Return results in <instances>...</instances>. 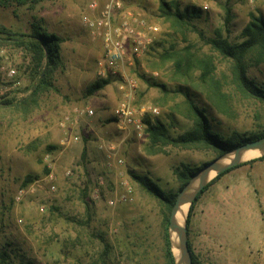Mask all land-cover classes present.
Segmentation results:
<instances>
[{"label": "rangeland", "instance_id": "obj_1", "mask_svg": "<svg viewBox=\"0 0 264 264\" xmlns=\"http://www.w3.org/2000/svg\"><path fill=\"white\" fill-rule=\"evenodd\" d=\"M5 1L0 0V25L15 34L29 33L34 22L50 32L56 11L79 37L60 32L68 41L66 51L77 53L62 57L51 76L53 86L38 95H32L31 56L0 42V253L9 255L5 264H169L167 207L141 188L131 171L148 174L171 195L180 187L177 167L198 166L218 156L173 146L150 154L145 120L161 121L171 136L189 130L192 121L181 113L189 93L205 109L214 132L254 135L264 131V103L232 95L225 115L204 94L175 80L165 53L189 44L207 53L209 46L194 30H175L165 22L161 0H132L124 10L143 22L141 30L153 25L158 31L151 50L139 59L131 56L129 68L138 82L134 106L141 112L143 132L123 130L114 118L119 99L114 81L106 79L110 81L102 89L89 92L93 83L105 80L98 76L103 44L84 29L81 16L91 1L105 0ZM165 1L187 11L206 39L222 36L238 42L252 14L264 17V0ZM123 11H116V19ZM217 65L223 77L226 65L219 60ZM9 66L17 70L13 80L5 73ZM68 72L77 75L75 92L68 88ZM247 74L264 88V63H249ZM16 81L20 84L14 86ZM149 107L160 113L152 114ZM240 170H245L244 179L235 174ZM229 173L194 208L189 240L197 264H264V159ZM27 175L34 180L25 184Z\"/></svg>", "mask_w": 264, "mask_h": 264}, {"label": "trees", "instance_id": "obj_2", "mask_svg": "<svg viewBox=\"0 0 264 264\" xmlns=\"http://www.w3.org/2000/svg\"><path fill=\"white\" fill-rule=\"evenodd\" d=\"M5 1V0H4ZM24 4L26 0H17ZM7 2V1H5ZM160 15L165 22L179 31L194 30L199 34L201 40L209 46V52H202L196 45H187L181 49L173 48L165 53L164 58L173 63L172 76L175 80L186 83L190 88L201 92L207 100L222 114L228 115L232 95L239 100H250L264 103V88L250 78L247 74L248 64L259 65L264 63V17L251 15L250 21L241 31V40L231 42L226 37L218 36L213 39H206L199 29L192 23L187 11H182L179 5H173L161 0ZM230 9H226L225 26L228 27L231 16ZM63 39L55 33L48 32L41 23L34 22L29 33L15 34L11 29L0 25V42L11 43L31 56L30 74L33 81L32 95H38L44 88L53 86L51 76L62 65L61 44ZM153 47V46H152ZM217 54V55H215ZM217 60L226 65L227 72H222L223 77L218 76ZM110 80L96 81L89 88L90 93L102 89ZM226 83L229 85H226ZM230 87L231 91L229 92ZM186 106L181 108L183 116L192 121V127L176 136H171L164 123L159 120L146 119V132L149 140L147 151L150 154L165 152L166 146H173L181 149L210 150L215 156H219L233 148L258 139L264 136V131L247 135L237 131L230 135H222L214 132L211 128L209 116L204 108L190 98L186 93ZM10 104V102H4ZM85 152H83V157ZM264 156L249 160L234 166L225 172L217 175L204 190L197 196V199L190 205L187 218L189 225L194 208L202 195L218 180L230 171L243 165L263 160ZM206 163V162H205ZM191 166L183 163L175 169V175L180 183L177 193L169 195L152 177L148 174H140L131 171L133 180L146 192L161 200L167 207L166 227L169 222V213L174 205L175 199L189 181L191 176L202 166ZM34 180V177L27 175L25 184ZM166 256L169 264H175V257L172 251L170 238L165 232ZM189 248L192 254L193 264L198 259L192 249L189 240ZM7 251L0 253V261L7 262ZM9 256V255H8Z\"/></svg>", "mask_w": 264, "mask_h": 264}, {"label": "built area", "instance_id": "obj_3", "mask_svg": "<svg viewBox=\"0 0 264 264\" xmlns=\"http://www.w3.org/2000/svg\"><path fill=\"white\" fill-rule=\"evenodd\" d=\"M131 1L105 0L102 4L91 1L81 16V24L93 40L98 38L103 44V56L98 60V76L105 80L111 79L116 84L119 99L114 109V118L121 129L141 134L144 123L141 112L134 106L138 82L129 73V68L134 65L131 56L139 59L151 50L153 34H156L158 27L149 25L147 31L141 30L140 25L143 22L130 10H124ZM118 10L124 11L122 16L116 19ZM5 73L13 80L17 70L9 66ZM19 84L20 81H16L13 85ZM148 110L155 115L160 113L156 107H149ZM89 113L94 112L89 110Z\"/></svg>", "mask_w": 264, "mask_h": 264}, {"label": "water", "instance_id": "obj_4", "mask_svg": "<svg viewBox=\"0 0 264 264\" xmlns=\"http://www.w3.org/2000/svg\"><path fill=\"white\" fill-rule=\"evenodd\" d=\"M253 151L259 152L258 157L264 156V136L243 143L232 150L219 155L215 159L204 163V165L191 176L189 181L180 190L171 209L169 218V238L175 257V264H193L192 254L189 248L187 227L190 205L197 199V196L212 179L226 170L249 160L243 159V157L248 152ZM186 205H188L187 214L183 222H180L178 215Z\"/></svg>", "mask_w": 264, "mask_h": 264}, {"label": "crops", "instance_id": "obj_5", "mask_svg": "<svg viewBox=\"0 0 264 264\" xmlns=\"http://www.w3.org/2000/svg\"><path fill=\"white\" fill-rule=\"evenodd\" d=\"M54 12L56 13V11H53V13L51 14L52 17H51V23H50V26H49V28H50L49 31L51 33H55L56 35L60 36L62 39H63V36L60 34V32L61 31H66V32H68L67 34L70 35V38L71 39L79 40V37H78L77 32H71L70 31L71 28H72V24L68 23V21L66 19H63L62 17H58V15L57 14H54ZM56 16H57V18L54 19ZM67 43H68L67 40H65V41L62 42V44H61V55H62V57L68 56L71 59V56L74 55V54H76L77 51H76V49H72V48H70L68 51H66L65 46H66ZM74 45H73V47H74ZM67 76H68L67 79L69 80L68 81V85H70L68 88L72 92H75V87H76L75 82L77 80V75H74L72 73L70 74L68 72L67 73ZM235 174L242 176L243 179L245 178V170L244 171H241V170L240 171H236ZM230 177H231V175H230ZM244 183H245V180H244Z\"/></svg>", "mask_w": 264, "mask_h": 264}, {"label": "bare ground", "instance_id": "obj_6", "mask_svg": "<svg viewBox=\"0 0 264 264\" xmlns=\"http://www.w3.org/2000/svg\"><path fill=\"white\" fill-rule=\"evenodd\" d=\"M258 156H259V152L253 151V152H248L247 154H245L243 159H252V158H256ZM187 210H188V205L184 206L182 212L179 213L178 218H179L180 222H183V220L187 214ZM176 253H177V249H176Z\"/></svg>", "mask_w": 264, "mask_h": 264}]
</instances>
